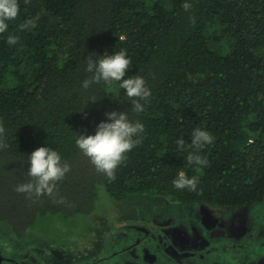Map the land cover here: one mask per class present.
Segmentation results:
<instances>
[{
  "label": "trees",
  "instance_id": "trees-1",
  "mask_svg": "<svg viewBox=\"0 0 264 264\" xmlns=\"http://www.w3.org/2000/svg\"><path fill=\"white\" fill-rule=\"evenodd\" d=\"M184 2L18 0L17 17L0 33V223L11 237L24 238L44 215L91 210L99 184L117 200H264V0H187V12ZM121 50L131 61L125 78L142 76L151 89L142 113L119 82L82 87L92 76L89 57ZM114 110L144 132L110 178L76 139ZM197 127L214 137L201 150L206 167L186 159ZM40 146L57 150L70 170L50 195L19 193L18 184L33 180L28 154ZM180 170L198 178L196 190L174 186Z\"/></svg>",
  "mask_w": 264,
  "mask_h": 264
},
{
  "label": "rangeland",
  "instance_id": "rangeland-1",
  "mask_svg": "<svg viewBox=\"0 0 264 264\" xmlns=\"http://www.w3.org/2000/svg\"><path fill=\"white\" fill-rule=\"evenodd\" d=\"M245 219H250L249 236L239 245H226L230 237H240L236 228ZM8 230L0 223V251L23 264H111L117 259L112 264H180L183 253L192 256L182 257L187 264H264V200L240 207L149 194L117 200L99 184L91 210L39 217L24 238L11 237ZM163 236L175 245L173 252L161 246ZM142 237L147 247L137 246L130 255ZM104 259L109 260L99 263Z\"/></svg>",
  "mask_w": 264,
  "mask_h": 264
},
{
  "label": "clouds",
  "instance_id": "clouds-1",
  "mask_svg": "<svg viewBox=\"0 0 264 264\" xmlns=\"http://www.w3.org/2000/svg\"><path fill=\"white\" fill-rule=\"evenodd\" d=\"M187 12L192 8L191 3H183ZM19 12L18 0H0V33L9 28V21L17 17ZM16 36H9L7 43L15 45ZM131 61L124 50L119 52L96 55L89 57L86 71L92 73L90 79L82 81V87L87 89L92 84L101 81L119 82V87L125 91L130 99L133 111L142 113L146 103H149L151 89L142 76H127L126 72ZM142 101L144 103H142ZM106 119L100 121L96 126L94 134H80L76 139V145L81 153L87 156L98 172H102L110 178L114 177L117 166L124 159L125 154L131 151L138 143L136 139L144 132V125L139 121L133 122L124 111H110L106 113ZM213 135L206 129L194 128L191 132L190 151L187 155L189 165L206 167L209 163L207 157L201 155L205 146L212 144ZM179 147L183 148L185 141L181 138L177 141ZM70 170V165L62 161L60 153L48 146L35 148L28 154V175L33 180L20 183L16 186L19 193L52 194L56 182L62 179ZM173 184L177 189L196 190L198 178L189 177L185 171L177 172Z\"/></svg>",
  "mask_w": 264,
  "mask_h": 264
},
{
  "label": "flooded vegetation",
  "instance_id": "flooded-vegetation-1",
  "mask_svg": "<svg viewBox=\"0 0 264 264\" xmlns=\"http://www.w3.org/2000/svg\"><path fill=\"white\" fill-rule=\"evenodd\" d=\"M238 207H240V206H238ZM159 216H160V213H158L157 217H159ZM249 221H250V219H245V221L236 228V229H238L240 231V232H238V234H241L240 237H230L231 241L226 240V245L235 246V245L241 244L242 242H244L246 240V238L249 235H248V231L245 228V225L249 224L250 223ZM257 232L258 231L255 229L254 233H257ZM143 235H145V234H143ZM132 238H131V240H132ZM142 238L138 239L137 241L133 240V241H135V243L133 244L134 248L131 249V251H130V255H134L135 250H138L137 246H144V249L147 247V246H145V244H146L145 238L144 237H142ZM140 240H142V241H140ZM140 242H143V243H140ZM162 242L163 243H161V246H165V249L170 250V251H172L171 249H174L172 246H175V245L173 244V242H171L169 240L168 237H166V236L164 237L163 236ZM210 244L208 246H211ZM217 246H223V245L219 243ZM141 249H142V247H141ZM0 254L2 256L1 264H23V261H21V260H13V259H10V258H5L6 256H4L1 251H0ZM146 254L147 253H145L143 255V258H145V259H146V256H147ZM172 254H174V253H172ZM185 257L192 258V256H185ZM108 260L104 259L103 261L101 260L99 263L104 262V261H108ZM118 260L119 259H117V260H109V261L112 264V263H114V262H116ZM178 261H179L180 264H187L189 259L180 258V259H178ZM124 263H126L125 260H124Z\"/></svg>",
  "mask_w": 264,
  "mask_h": 264
},
{
  "label": "water",
  "instance_id": "water-1",
  "mask_svg": "<svg viewBox=\"0 0 264 264\" xmlns=\"http://www.w3.org/2000/svg\"><path fill=\"white\" fill-rule=\"evenodd\" d=\"M185 256H188V254L183 253V254L180 255L181 258H182V257H185ZM1 261H2V256H1V254H0V264H1Z\"/></svg>",
  "mask_w": 264,
  "mask_h": 264
}]
</instances>
